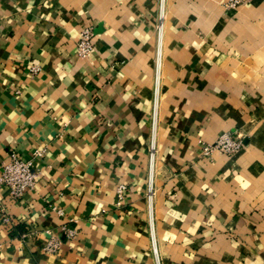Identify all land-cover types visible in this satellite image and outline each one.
I'll return each mask as SVG.
<instances>
[{"label": "crops", "instance_id": "crops-1", "mask_svg": "<svg viewBox=\"0 0 264 264\" xmlns=\"http://www.w3.org/2000/svg\"><path fill=\"white\" fill-rule=\"evenodd\" d=\"M227 4L0 0V171L39 174L0 190V264H264V0Z\"/></svg>", "mask_w": 264, "mask_h": 264}, {"label": "built area", "instance_id": "built-area-1", "mask_svg": "<svg viewBox=\"0 0 264 264\" xmlns=\"http://www.w3.org/2000/svg\"><path fill=\"white\" fill-rule=\"evenodd\" d=\"M253 0H228L229 8H237L239 6L247 5ZM93 37L94 29L92 27L85 28L77 43V54L80 58H87L93 51ZM32 71L37 73L39 69L33 67ZM243 148V140L237 132L225 133L217 139L213 144L203 145L204 157H210L215 152H220L232 156ZM40 154L35 153L34 156L38 157ZM34 158V157H33ZM39 174L35 170L32 160L19 157L17 154L12 153L8 157L7 163L2 166L0 171V190H6L13 199H20L27 191L34 190L37 186ZM124 187L118 189L119 195H122ZM62 215V211L57 210ZM6 223L10 222L9 219L5 220ZM65 235L74 237L76 231L64 229ZM30 233H26L24 238L28 239ZM59 240L51 237L48 240L44 251L46 253L55 254L59 250Z\"/></svg>", "mask_w": 264, "mask_h": 264}]
</instances>
